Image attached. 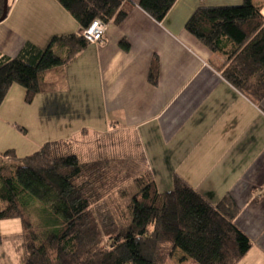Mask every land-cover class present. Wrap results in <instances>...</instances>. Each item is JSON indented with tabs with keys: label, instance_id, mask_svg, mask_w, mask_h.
Returning a JSON list of instances; mask_svg holds the SVG:
<instances>
[{
	"label": "crops",
	"instance_id": "0c3cea01",
	"mask_svg": "<svg viewBox=\"0 0 264 264\" xmlns=\"http://www.w3.org/2000/svg\"><path fill=\"white\" fill-rule=\"evenodd\" d=\"M9 1L0 22L1 55L15 57L28 42L45 48L53 36L82 32L58 0ZM131 1L138 2L124 5ZM243 1L177 0L161 22L131 4L121 24H107L99 43L45 73L52 88L35 96L29 120L25 88L12 86L0 107V153L29 155L77 132L102 143L114 136L121 148L134 139L155 180L163 177L173 188L178 175L213 203L230 195L240 210L236 224L253 243L237 264H264V98L254 102L226 80L218 70L225 56L186 29L201 6ZM253 2L264 13V0ZM155 61L156 85L149 79ZM30 120L37 139L28 137ZM6 253L0 249V264H11Z\"/></svg>",
	"mask_w": 264,
	"mask_h": 264
},
{
	"label": "trees",
	"instance_id": "16d2710c",
	"mask_svg": "<svg viewBox=\"0 0 264 264\" xmlns=\"http://www.w3.org/2000/svg\"><path fill=\"white\" fill-rule=\"evenodd\" d=\"M58 1L82 32L95 19L121 24L131 4L161 22L177 2ZM3 5L0 0V17ZM10 7L9 1L8 12ZM186 29L225 56L218 70L226 80L254 102L264 98V13L253 0L201 6ZM82 32L53 36L45 48L28 42L15 57L0 54V107L15 84L25 88L27 103L50 90L45 73L89 46ZM120 44L129 50L127 42ZM158 70L155 61L149 77L154 85ZM73 147L57 139L22 158L13 149L0 153V220H21L24 264H165L179 249L184 260L198 264H237L252 247L236 224L240 210L230 195L213 203L178 175L173 188L161 192L142 153L132 160L81 161ZM36 205L46 219L42 232L33 222Z\"/></svg>",
	"mask_w": 264,
	"mask_h": 264
},
{
	"label": "rangeland",
	"instance_id": "374dc122",
	"mask_svg": "<svg viewBox=\"0 0 264 264\" xmlns=\"http://www.w3.org/2000/svg\"><path fill=\"white\" fill-rule=\"evenodd\" d=\"M16 85L18 86L19 84ZM18 87H22V86L19 85ZM32 102L27 103L29 105L26 106L27 107L26 120H29L31 117H28V115L29 114L33 115V111H35L34 106L30 105L32 104ZM28 126L30 133L28 137L37 139V135L39 131H37L32 126L31 120L29 121ZM77 126H80V124H78ZM16 127L17 130L23 132V127L21 125L20 126L16 125ZM96 138H97L96 136H91V135L84 137V135H81L80 132H77L67 140L71 141V143L74 146L73 150L75 153H77L81 161H90V160H95L98 158H106V157L109 158L116 157L122 159L130 158V160H132L133 157L136 158L135 156L140 154L138 149H136V141H134V139L133 140L127 139L124 144V146L126 147L121 148V145L117 142V139L114 138V136L111 137L107 136V138L104 139L103 143ZM127 145H130L132 147L129 146L127 147ZM18 156L19 158H22L26 155L24 153H18ZM162 179L163 177L161 179L160 177L159 179H156L159 190L161 192H165L172 189V187L166 186L164 180ZM31 212L33 214V222H35L36 230H41L40 232H42L41 225L46 222L45 221L46 219H43L42 214H40L39 205H36V207L35 206L32 207ZM11 220L12 221L9 222H4L5 220H0V249L5 252L7 251L6 256H10L9 261L11 262V264L18 263V261H19L18 264H24L27 257V252L25 250L24 227L22 225L21 220L19 219H11ZM49 222L52 221L49 220ZM17 223L18 225L20 223L22 228L15 226ZM165 264H198V263L191 258L184 260V258H182V251L179 249L177 250V252L173 257H170L166 261Z\"/></svg>",
	"mask_w": 264,
	"mask_h": 264
},
{
	"label": "built area",
	"instance_id": "2783aa9c",
	"mask_svg": "<svg viewBox=\"0 0 264 264\" xmlns=\"http://www.w3.org/2000/svg\"><path fill=\"white\" fill-rule=\"evenodd\" d=\"M106 30L107 24L101 19H95L82 33L90 44H97L102 40Z\"/></svg>",
	"mask_w": 264,
	"mask_h": 264
},
{
	"label": "water",
	"instance_id": "95a60500",
	"mask_svg": "<svg viewBox=\"0 0 264 264\" xmlns=\"http://www.w3.org/2000/svg\"><path fill=\"white\" fill-rule=\"evenodd\" d=\"M8 3H9V0H4L3 13L0 17V22L3 21L8 15Z\"/></svg>",
	"mask_w": 264,
	"mask_h": 264
}]
</instances>
